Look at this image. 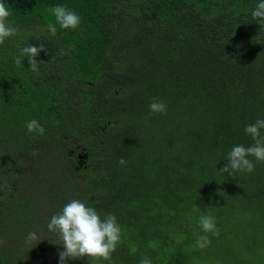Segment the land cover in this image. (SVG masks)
<instances>
[{"label": "trees", "instance_id": "obj_1", "mask_svg": "<svg viewBox=\"0 0 264 264\" xmlns=\"http://www.w3.org/2000/svg\"><path fill=\"white\" fill-rule=\"evenodd\" d=\"M2 2L18 31L0 44V264H60L47 225L72 200L115 215L121 239L108 260L66 264H264V163L219 170L264 119V26L251 15L264 0ZM57 5L81 22L53 36ZM41 44L38 71L15 63ZM209 214L218 235L199 248ZM32 232L42 240L26 243Z\"/></svg>", "mask_w": 264, "mask_h": 264}, {"label": "clouds", "instance_id": "obj_2", "mask_svg": "<svg viewBox=\"0 0 264 264\" xmlns=\"http://www.w3.org/2000/svg\"><path fill=\"white\" fill-rule=\"evenodd\" d=\"M56 23L48 24V32L55 36L57 33L56 24L60 29L78 28L81 18L73 11L66 7L57 5L51 9ZM11 12L2 0H0V44H3L6 38L17 33V28L13 27L9 22ZM254 20L261 22L264 26V2H260L255 10L251 13ZM41 52H46L44 44L40 47L26 46L20 55L15 58L17 65L22 64V57H27L30 69L33 72L38 71L36 57ZM150 111L153 113H164L166 105L160 101H153L149 105ZM29 133L44 134L45 129L39 125L38 121L33 119L26 123ZM264 129V119H258L253 124L245 127L244 131L249 135L254 144L249 147L237 145L227 154L226 164L219 169L221 172L228 173L229 176L234 173H252L255 165L252 160L247 157L252 156L257 162L264 163V136L261 130ZM121 165L125 164L123 158L120 159ZM199 225L204 235L198 236L196 245L199 248H205L210 239L208 233L218 235L216 229L215 218L212 215H205L199 218ZM48 231L56 234L60 240L63 251L59 253L60 264H66L67 260L83 259L85 257L95 260H108L116 249L117 243L121 239V228L117 224L115 215L109 214L101 220L99 214L92 208L87 207L79 200H72L66 204L62 211L53 215L47 225ZM41 241L35 232L29 233L26 243ZM0 243H3L0 241ZM37 245V244H36ZM140 264H151V260L146 256L140 260Z\"/></svg>", "mask_w": 264, "mask_h": 264}]
</instances>
